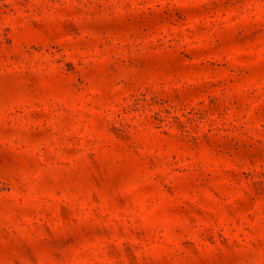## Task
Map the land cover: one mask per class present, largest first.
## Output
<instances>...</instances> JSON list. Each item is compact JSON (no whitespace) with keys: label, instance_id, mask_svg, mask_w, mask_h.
Here are the masks:
<instances>
[{"label":"rangeland","instance_id":"obj_1","mask_svg":"<svg viewBox=\"0 0 264 264\" xmlns=\"http://www.w3.org/2000/svg\"><path fill=\"white\" fill-rule=\"evenodd\" d=\"M0 264H264V0H0Z\"/></svg>","mask_w":264,"mask_h":264}]
</instances>
